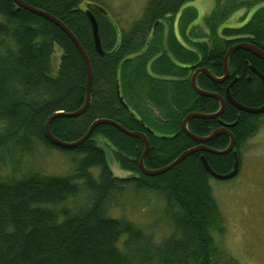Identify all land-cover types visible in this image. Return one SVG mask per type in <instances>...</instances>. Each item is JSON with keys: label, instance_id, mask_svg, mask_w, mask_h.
I'll return each instance as SVG.
<instances>
[{"label": "trees", "instance_id": "16d2710c", "mask_svg": "<svg viewBox=\"0 0 264 264\" xmlns=\"http://www.w3.org/2000/svg\"><path fill=\"white\" fill-rule=\"evenodd\" d=\"M22 1L60 20L91 66L87 109L76 117L53 119L51 134L74 142L93 121L113 120L146 135L149 149L143 164L148 169L167 166L197 145L181 128L188 113L219 108L217 100L192 88L190 70L206 68L220 77L227 49L239 42L264 51V6L239 27L222 26L236 7H249V1L216 5L203 17L207 34L197 33L207 42L194 44L193 51L176 40L172 29L176 14L190 0H146L140 18L119 39L96 0ZM87 12L96 20L101 52ZM197 16L193 7L182 9L178 24L183 37L186 22ZM251 68L264 77V61L250 52L238 49L228 58L231 78L238 77L231 97L257 108L264 103V83ZM195 79L200 89L224 96L222 85L204 74ZM85 85L84 63L69 37L51 21L17 8L13 0H0V264H240L219 244L221 215L212 177L200 160L203 155L214 172L226 174L233 166L232 153L198 151L162 174L146 176L138 165L142 140L114 126H96L73 148L53 145L44 134L46 121L80 108ZM262 121L264 113L249 114L226 102L218 117L191 119L187 129L203 137L220 124H232L240 166L241 150ZM228 143V136L218 135L205 145L222 150ZM38 146L66 153L69 171L51 174L29 166L27 158ZM108 158L127 175L113 174ZM148 195L161 204L158 218L142 224L127 217V205H140Z\"/></svg>", "mask_w": 264, "mask_h": 264}, {"label": "rangeland", "instance_id": "374dc122", "mask_svg": "<svg viewBox=\"0 0 264 264\" xmlns=\"http://www.w3.org/2000/svg\"><path fill=\"white\" fill-rule=\"evenodd\" d=\"M238 1L190 0L182 6V9L189 6L195 8L198 16L194 23L203 24V17L208 16L216 5L231 6ZM244 1H249L251 5L236 7L226 17L222 26L239 27L247 22L255 9L264 5V0ZM95 2L103 7L104 12L114 23L117 30L116 37L119 39L121 31L127 30L131 22L140 18L146 0H96ZM85 5V2L81 4V6ZM200 30L204 32L205 28ZM58 53L59 51L56 50L54 64L58 61ZM241 152L239 170L234 179L229 181L209 179L223 226L219 244L240 264H264V121L261 122L257 132L245 142ZM27 160L29 166H39L51 174H64L70 169L69 156L66 153L57 149L48 150L43 146H38ZM108 164L116 176L127 175L110 158ZM143 200L140 205L137 201L130 202L124 213L138 223L150 224L158 218L161 204L150 195L145 196ZM114 214L117 215L118 211Z\"/></svg>", "mask_w": 264, "mask_h": 264}, {"label": "water", "instance_id": "95a60500", "mask_svg": "<svg viewBox=\"0 0 264 264\" xmlns=\"http://www.w3.org/2000/svg\"><path fill=\"white\" fill-rule=\"evenodd\" d=\"M13 1L16 4L17 8H22V9H25V10L33 13V14L39 15V16L51 21L53 24H55L57 27H59L72 41V43L76 47V49L79 52V54L83 60V63H84L85 72H86V85H85V97H84V102H83L82 106L80 108H78L77 110L70 112V113L59 112V113L54 114L48 118V120L46 121V123L44 125V134H45L46 138L53 145L58 146L60 148H66V149L76 147L90 137L91 133L93 132V130L96 126L106 124V125L114 126L119 131H121L122 133H124L128 136H136L142 140L143 150H142V154L139 158L138 165H139L141 172L146 176H155V175L162 174L165 171L172 168L174 165L181 162L188 155L195 153V152H198V151H207V152L217 154V155H224V154H228L231 152L232 156H233V166H232L231 171L226 173V174H217L216 172H214L209 167V165L207 164V161L205 160L203 155H201L200 160H201V163H202L205 171L209 174V176H211L212 178H214L216 180L226 181V180H229V179L236 176V174L238 173V170H239V161L237 158V153L233 150L234 138H233L232 133L229 131V128H231L233 125L232 124H220V127L213 129L207 136L201 137V136H197V135L191 133L187 129V123L189 120L194 119V118L211 119V118L218 117L222 113V111L224 110L226 102L230 103L231 105H233L234 107H236L237 109H239L241 111H244V112L249 113V114H256V115L264 113V103L260 107H257V108H248V107L242 106L239 103H237L231 97V94H230V88H231V86L235 80L230 82V84L227 86V89L225 90L224 96H221L215 92L205 91V90H202L199 87H197L195 78H196L197 74L202 73L212 82L221 83L224 80H226L229 76L228 58L232 54V52H234L235 50H238V49L245 50V51L250 52L251 54L255 55L256 57H258L259 59L264 61V51L262 49H260L259 47L255 46L254 44H251V43L239 42V43L232 45L231 47H229L227 49V51L224 55V58H223V64H222L223 65V67H222L223 74L221 77L214 76L206 68H198L193 72V74L191 76V81H190L192 88L201 96L209 97V98H213V99L217 100L219 103V108L217 111H215L213 113H200V112L188 113L183 118V120L181 122V128H182L183 132L188 137H190L195 143H197V145L193 146L192 148L184 150L173 162H171L167 166H164V167L158 168V169H148L143 164V159H144V157L147 154L148 149H149V142H148L146 135L143 132L127 130L121 124H119L113 120L97 119V120L93 121L89 125L85 134L81 138H79L78 140H76L74 142H65V141L59 140L58 138H56L55 136H53L51 134V132L49 130V126H50V123L53 119L60 117V116L76 117V116H79L80 114H82L87 109L89 102H90V87H91V80H92L90 62H89V59H88L85 51L83 50L81 44L79 43V41L76 39V37L71 33V31L60 20H58L56 17H54L50 13L43 11V10H40V9H37V8L27 4L26 2H24L22 0H13ZM87 16H88L90 26H91V34H92L93 42H94L97 50L99 52H101L99 37H98V27H97L96 20L94 19V17L92 16V14L90 12H87ZM252 70L261 78V80L264 83V77L261 74H259L258 72H256L254 69H252ZM116 94L119 95L118 90L116 91ZM119 101L122 103L124 108L127 109V106L124 104V102L122 101L120 96H119ZM218 135H226L229 137V143L226 146V148H224L222 150H215V149L209 148L205 145V143L209 142L210 140H212L214 137H216Z\"/></svg>", "mask_w": 264, "mask_h": 264}, {"label": "flooded vegetation", "instance_id": "af4514ba", "mask_svg": "<svg viewBox=\"0 0 264 264\" xmlns=\"http://www.w3.org/2000/svg\"><path fill=\"white\" fill-rule=\"evenodd\" d=\"M256 5H258V4L256 3ZM262 6H264V5H262ZM262 6H260V7H262ZM260 7H258L257 9H259ZM257 9H255L254 11H256ZM181 12H182V10L179 13H177L175 18H174V22L172 24L173 33H174V36H175L176 40H178L187 50L193 51V50H195V48L193 47L194 44H202L204 42H207V37L206 36L200 37L199 34H197L198 31L200 29H204L205 28V31L203 33L207 34L208 30H207V28L205 27L204 24L194 23V20H189V21L186 22L185 30H184V36L185 37H183L182 34H181V31H180L179 24H178V17L181 14ZM153 32H154V30H153ZM192 66H193V64H188V67H192ZM196 69H198V68H196ZM196 69H191L190 70V72H189V81H191V76H192L193 72ZM199 74H202V73H199ZM199 74H197L196 77ZM237 78L238 77H236V76L231 78V75H230V72H229L228 78L226 80H224L223 82L217 83V84L222 85L221 86V88H222L221 90H224V93H225V90L227 89V86L230 84V82L233 81V80H237ZM247 80H249L248 77H247ZM195 81H196V79H195ZM190 84H191V82H190ZM194 146H196V145H194Z\"/></svg>", "mask_w": 264, "mask_h": 264}]
</instances>
